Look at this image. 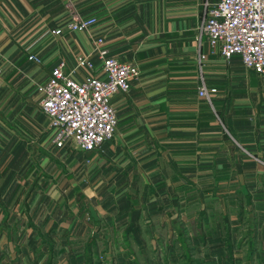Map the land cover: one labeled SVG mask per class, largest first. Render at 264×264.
<instances>
[{
    "label": "crops",
    "instance_id": "crops-1",
    "mask_svg": "<svg viewBox=\"0 0 264 264\" xmlns=\"http://www.w3.org/2000/svg\"><path fill=\"white\" fill-rule=\"evenodd\" d=\"M215 1L75 0L108 55L138 70L111 99L112 142L83 154L51 144L35 87L89 55V37L47 33L59 0H0V264H103L93 253L117 235L143 264H264V74L198 39ZM200 83L215 93L198 98ZM71 240L74 255L52 256Z\"/></svg>",
    "mask_w": 264,
    "mask_h": 264
},
{
    "label": "built area",
    "instance_id": "built-area-1",
    "mask_svg": "<svg viewBox=\"0 0 264 264\" xmlns=\"http://www.w3.org/2000/svg\"><path fill=\"white\" fill-rule=\"evenodd\" d=\"M204 7L197 37L204 38L209 54H218L224 62L236 56L244 70L262 76L264 0H216L212 4L205 2ZM95 24L96 19L90 17L66 22L64 28L68 33L88 34ZM90 44L89 55L75 56L70 72L59 62L48 72L46 80L35 87L51 144L56 148L71 147L83 154L97 150L113 137L117 117L111 99L126 94L129 83L138 76L130 63L108 55L102 35H90ZM91 56L98 61L97 73H83L94 71ZM26 59L39 64L35 55L29 54ZM214 93L215 89L206 88L203 83L196 90L197 97L203 100Z\"/></svg>",
    "mask_w": 264,
    "mask_h": 264
},
{
    "label": "rangeland",
    "instance_id": "rangeland-1",
    "mask_svg": "<svg viewBox=\"0 0 264 264\" xmlns=\"http://www.w3.org/2000/svg\"><path fill=\"white\" fill-rule=\"evenodd\" d=\"M59 2H60V4H59ZM59 2H57L58 5L56 4V8L58 6V11H59V8H60L61 16L59 15V12H58L56 17L53 18V21H52V23L54 24L53 25L54 29H52L50 31L47 30V33L50 34L51 31H55V30H59L60 33L58 35L50 34L51 36H59L61 34V29L60 28L64 27L66 22H69L71 20H79V19H85V18H90L91 17V15L89 14L90 10L79 9L77 7V5H75V0H59ZM54 7H55V5H54ZM33 31H34V29L31 32H33ZM64 31L70 36H73L75 34H80V33H68L65 30V28H64ZM89 33H91V34H89ZM89 33L88 34L87 33H81V34H84L85 36L89 37V40H90V35H93V34H95L97 32H93L92 30H90ZM123 62H125V61H123ZM127 63H130L132 66H134L137 69L136 65H134L133 63H131V62H127ZM114 134H115V131H114ZM110 141L112 142V138L108 142H110ZM64 187L66 188L68 186H62L63 189H64ZM75 243H79V241L78 242L75 241V240L68 241V245H67V242H65L64 243L65 244V247H64L65 249L62 250V251H64L63 253L58 252L59 249L57 247H54L52 256L60 257V259H61V258H63L66 255H67V257H70L71 255H74V253L77 251V249H74V247H72V246ZM70 244L72 246H70ZM17 245L18 246L16 247V249H18V250L22 249V252H21L20 256L23 259V261L25 263H27V261H28L27 259L29 257L28 253L31 252V249L27 251V248H22L23 241H21V239L19 240ZM120 245H121V241H119L118 235H117V240L115 241L114 244H112L110 242V243L107 244L106 248H104L102 246V244H99L98 245V249H97L98 250L97 254H95V251L93 253L94 258L97 261H99V263H103L104 262L103 264H118V263H114V261L111 259L112 258L111 256H113V257H121L123 259L129 258V260L133 261L134 264H143V250L142 249L139 250L137 248H133L132 247V248L127 250V249H124V247H122ZM38 248H39L38 246L35 247V249H36V251L34 250L35 253L32 250V255L33 256H37L35 258H38V257L43 255L42 253H40V250ZM79 249H80V247L78 248V251L81 252V249L80 250ZM88 252L90 253V251L87 250V249L83 250L82 254H83L84 258L90 257V254ZM11 253H12V251H11ZM58 255H60V256H58ZM95 259H93V260H95ZM111 260H112V262H111ZM4 262H7V261L4 259Z\"/></svg>",
    "mask_w": 264,
    "mask_h": 264
}]
</instances>
